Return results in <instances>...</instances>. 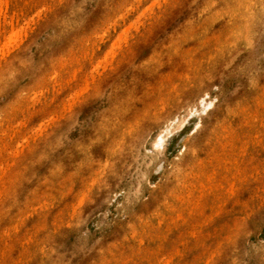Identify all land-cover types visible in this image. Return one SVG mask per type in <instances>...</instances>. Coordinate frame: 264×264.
<instances>
[{"label":"rangeland","instance_id":"374dc122","mask_svg":"<svg viewBox=\"0 0 264 264\" xmlns=\"http://www.w3.org/2000/svg\"><path fill=\"white\" fill-rule=\"evenodd\" d=\"M0 8V264H264V0Z\"/></svg>","mask_w":264,"mask_h":264},{"label":"bare ground","instance_id":"6f19581e","mask_svg":"<svg viewBox=\"0 0 264 264\" xmlns=\"http://www.w3.org/2000/svg\"><path fill=\"white\" fill-rule=\"evenodd\" d=\"M3 1H5V0H3ZM3 1H2V2H3ZM14 1H15V0H14ZM30 1H31V0H30ZM2 2H0V4H2ZM6 8H7V7H6ZM0 10H1V8H0ZM146 10H147V9H146ZM1 11H2V10H1ZM1 11H0V12H1ZM146 13H147V12H146ZM140 15H141V14H140ZM138 16H139V14H138ZM138 16H136L137 20L140 19ZM119 17H120V16H119ZM145 18H146V15H145ZM133 21H135V19H134ZM137 22H138V21H137ZM140 22H142V21L139 20L138 24H139ZM130 23L132 24V22H130ZM135 23H136V21H135ZM131 24H130V26H131ZM138 24H137V27H138ZM133 25H135V24H132V26H133ZM130 26H128V28L126 27V29H124V30H126V32H127V31L130 29ZM132 26H131V27H132ZM135 28H136V25H135ZM21 29H23V28H21ZM127 29H128V30H127ZM133 29H134V28H133ZM124 30H123V32H125ZM21 31H22V30H21ZM137 31H138V29H137ZM16 32H18V31H16ZM16 32H15V33H16ZM19 32H20V31H19ZM121 32H122V31H121ZM121 32L119 33V36L117 35L118 37H120V35H121V37L124 35L123 32H122L123 35L121 34ZM129 32H130V30H129ZM12 34H13V33H12ZM127 34H128V32H127ZM16 35H17V33H16ZM16 35H15V36H16ZM129 35H130V34H129ZM125 36H126V33H125V35H124L123 37H125ZM127 36H128V35H127ZM127 36H126V38H127ZM133 36H134V35H133ZM8 39H9L10 42L12 41V38H11V39L8 38ZM118 39H122V38H117L116 40H118ZM114 40H115V39H114ZM114 40H113V41H114ZM125 40L127 41V39H125ZM125 40H123V41H125ZM13 41H14V40H13ZM121 41H122V40H119L118 42L120 43ZM126 41H125V42H126ZM116 42H117V41H116ZM118 42H117V43H118ZM8 45H9V43H8ZM8 45H7V43H6V47H8ZM11 46H12V45H11ZM2 48H3V47H2ZM2 48H1V49H2ZM110 48H111V47H110ZM112 48H113V47H112ZM7 50H9V49L7 48ZM116 51H117V50H116ZM118 51H119V50H118ZM2 53H3V52H2ZM116 53H117V52H113V54H115V55H116ZM4 54H5V53H3V55H4ZM108 54H109V53H108ZM113 54H112V55H113ZM118 54H119V52H118ZM106 55H107V54H106ZM106 55H105V56H106ZM120 55H121V54H120ZM113 56H114V55H113ZM74 73H75V72H74ZM73 75H74V74H73ZM75 75H76V73H75ZM73 77H74V76H73ZM75 77H76V76H75ZM205 96H206V95H205ZM204 98H205V97H204ZM204 98H201L200 100L204 101ZM202 101H199V103H201V105L203 106ZM260 101H262V100H260ZM209 102H210V101H209ZM209 102L206 103V104L208 105ZM204 103H205V102H204ZM196 104H197V103H196ZM210 104H211V103H210ZM199 105H200V104H199ZM201 105H200V106H201ZM207 105H206V106H207ZM197 106H198V104H197ZM206 106H204V107H206ZM198 107H199V106H198ZM204 107H203V108H204ZM191 110H192V109H191ZM204 110H205V108H204ZM204 110H203V111H204ZM189 117H190V116H189ZM255 120H256V119L254 118V121H255ZM259 122H260V120H259ZM261 122H262V121H261ZM261 122H260L259 126L261 125ZM196 124H198V123H196ZM263 124H264V123H263ZM168 126H169V125H168ZM166 127H167V126H166ZM166 129H168V128H166ZM166 129H165V130H166ZM165 130H163V131H165ZM168 130H169V129H168ZM16 131H17V130H16ZM12 132H14V130L11 131V134H12ZM166 132H167V130H166ZM16 134H17V133H16ZM160 135H161V133H160ZM160 135H159V136H160ZM162 135H163V134H162ZM229 135H230V134H229ZM229 135H228V136H229ZM13 136H14V135H13ZM13 136H12V137H13ZM157 136H158V135H157ZM162 137H163V136H162ZM162 137H161V138H162ZM231 137H232V136H231ZM254 137H255V135H254ZM238 138H239V137H238ZM156 139H157V137H156ZM159 139H160V137H159ZM233 139H234V138H233ZM258 139L261 140V137L258 138ZM258 139H254V140H258ZM157 140H158V139H157ZM163 140H164V139H163ZM244 140H245V139H243V141H244ZM153 142H155V140H154ZM157 142H158V144H159V142H161V141H157ZM157 142H156V144H157ZM18 144H19V143H18ZM162 146H163V145H162ZM158 147H159V146H158ZM241 159H242V158H241ZM235 161H236V160H235ZM235 161H234V162H235ZM1 162H2V160H1ZM228 162H229V161H228ZM228 162H226V163L224 162V164H228ZM230 162H231V161H230ZM234 162H232V163H234ZM241 162H242V161H241ZM246 163H247V162H246ZM219 164H220V163H219ZM235 164H236V163H235ZM238 164H239V163H238ZM238 164H236V165H238ZM217 165H218V164H216V166H217ZM1 166H2V164H1ZM220 166H221V164H220ZM220 166H219V168H221ZM230 166H231V164H230ZM2 167H3V166H2ZM226 167H227V166H226ZM259 167H260V166H259ZM227 168H228V167H227ZM239 168H240V167H239ZM2 169H3V168H2ZM2 169L0 168V170H1V171H0L1 174H2ZM205 169H206V168H205ZM211 169H212V171L215 170V169H213V168H211ZM222 169H223V168H222ZM224 169H225V167H224ZM3 170H4V169H3ZM203 170H204V169H203ZM216 170H217V169H216ZM227 170H229V172H230V171H231V167H229ZM206 172H208V170H207ZM217 172H218V171H217ZM242 172H244V171H242ZM256 172H258V171H256ZM3 173H4V172H3ZM238 173H240V172H238ZM258 173H259V172H258ZM208 174H209V173H208ZM210 174H215V173L213 172V173H210ZM224 174H225V171H224ZM226 174H227V173H226ZM248 174L251 175L250 173H248ZM203 176H204V173H203ZM206 176H207V175H206ZM213 176H214V175H213ZM222 176H223V175H222ZM224 176H225V175H224ZM263 176H264V175H263ZM243 177H244V175H243ZM227 178L229 179V177H227ZM245 178H246V177H245ZM245 178H244V179H245ZM201 179H202V177H201ZM210 179H211V178H210ZM240 179H241V178H240ZM240 179H239V180H240ZM242 179H243V178H242ZM253 179H257V178H253ZM202 180H203V179H202ZM199 181H200V180H199ZM204 181L209 182V180H204ZM213 181H215V180H213ZM234 181H235V179H234ZM240 181H241V180H240ZM217 182H218V181H216L215 184H216ZM222 182H223V180H222ZM252 182H253V181H252ZM252 182H251V183H252ZM262 182H263V181H262ZM209 183H210V182H209ZM231 183H233V181H232ZM253 183H254V182H253ZM190 184H191V183H190ZM202 184H204V183L202 182ZM202 184L199 183L200 186H201ZM207 184H208V183H207ZM211 184H212V183H211ZM218 184H219V182H218ZM218 184H217V185H218ZM223 184H224V182H223ZM223 184H220V185H223ZM234 184H235V183H234ZM254 184H255V183H254ZM194 185H195V183H194ZM200 186H199V187H200ZM203 186H204V185H203ZM203 186H202V187H203ZM205 186H206V185H205ZM209 186L212 188L211 185H209ZM225 186H226V185H225ZM249 186H250V185H249ZM206 187H207V186H206ZM223 187H224V186H223ZM192 188H193V187H192ZM192 188H190V189H192ZM215 188H216V187H215ZM215 188H213V189H215ZM218 188H219V187H218ZM221 188H222V187H221ZM226 188H228V187H226ZM236 188H237V187H236ZM200 189H202V188L200 187ZM205 189H207V188H205ZM205 189H204V190H205ZM208 189H209V188H208ZM222 189H223V188H222ZM231 189H232V188H231ZM241 189H242V188H241ZM246 189H247V188H246ZM246 189H245V191H246ZM202 190H203V189H202ZM217 190H218V189H217ZM188 191H189V190H188ZM190 191H191V190H190ZM190 191H189V192H190ZM200 191H201V190H200ZM207 191H208V190H207ZM225 191H226V190H225ZM225 191H224V192H225ZM228 191H229V190H228ZM230 191H231V190H230ZM230 191H229L228 193H231ZM232 191H234V190H232ZM191 192H192V191H191ZM191 192H190V194H189L190 196H191ZM213 192H214V191H212V193H213ZM238 192H241V191H238ZM208 193H209V192H208ZM216 193H217V191H216ZM226 193H227V192H226ZM228 193H227V194H228ZM187 194H188V192H187ZM187 194H186V195H187ZM209 194H210V193H209ZM214 194H215V193H214ZM231 194H232V193H231ZM234 194H235V193H234ZM244 194H245V192H244ZM189 195H187V196H189ZM200 195H201V194H200ZM204 195H205V194H204ZM228 195H229V194H228ZM198 196H199V194H198ZM201 196H202V195H201ZM230 198H231V197H230ZM182 199H183V198H182ZM182 199H181V202H184V203L187 202V204L189 203V202H188V200H190L189 198H188V200H187L186 202H185L186 199H183L184 201H183ZM196 199H197V198H196ZM199 199H200V197H199ZM199 199H198V200H199ZM212 200H213V199H212ZM218 200H219V199H218ZM218 200H217V198L215 199V201H218ZM231 200H232V199H231ZM193 201H194V200H193ZM193 201H192L191 203H193ZM196 201H197V200H196ZM199 201H200V200H199ZM215 201H214V203H215ZM226 201H227V200H226ZM228 202H229V201H228ZM230 202H231V201H230ZM232 202H233V200H232ZM179 203H180V201H179ZM198 203H199V202H198ZM200 203H202V202L200 201ZM189 204H190V203H189ZM189 204H188V205H189ZM203 204H204V203H203ZM203 204H202V205H203ZM243 204H244V203H243ZM194 205H196V203L193 204V206H194ZM181 206H182V205H181ZM181 206H180V207H181ZM198 206H199V205H198ZM182 207H183V206H182ZM182 207H181V208H182ZM185 208H186V207H185ZM190 208H191V207H190ZM190 208H189V209H190ZM194 208H197V207H194ZM198 208H199V207H198ZM192 210H193V209H192ZM180 212H181V211H180ZM189 212L192 213L191 210H190ZM190 213H189V214H190ZM180 214H181V213H180ZM192 214H193V213H192ZM199 215H200V213H199ZM181 216H182V215H181ZM188 217H189V215H188ZM185 218H186V220H187V217H185ZM181 219H182V218H180V220H181ZM182 220H183V219H182ZM176 221H177V220H176ZM191 221H192V220H191ZM178 222H179V221H178ZM182 222H184V221H182ZM189 222H190V221H189ZM189 222H188V223H189ZM188 223H187V224H188ZM178 224H179V223H178ZM182 224H183V223H182ZM189 224H191V223H189ZM191 225H194V224H191ZM191 225H189V226L191 227ZM183 228H184V226H183ZM190 229H191V228H190ZM194 229H195V228H194ZM186 230H187V229H186ZM188 230H189V229H188ZM188 230H187V231H188ZM143 231L145 232V230H143ZM159 231H160V230H159ZM149 233H150V232H149ZM157 233H158V230H157ZM182 233H183V232H182ZM184 233H186V231H184ZM158 234H160V233H158ZM148 235H149V234H148ZM162 235H163V233H162ZM187 235H188V234H187ZM193 235H194V234H193ZM164 236H165V235H164ZM188 236H189V235H188ZM139 237H140V236H139ZM194 237H195V236H194ZM141 238H142V237H141ZM162 238H163V236H162ZM162 238H161V239H162ZM165 238H167V237H165ZM137 239H138V238H137ZM143 239H144V238H143ZM152 239H153V237H152ZM161 239H160V240H161ZM153 240H154V239H153ZM153 240H152V241H153ZM158 240H159V239H158ZM144 241H145V239H144ZM150 241H151V240H150ZM161 241H162V240H161ZM163 241H164V240H163ZM165 241H166V240H165ZM165 241H164V242H165ZM146 242H147V241H146ZM146 242H145V243H146ZM148 242H149V241H148ZM153 242H155V241H153ZM145 243H144V244H145ZM185 243H186V242H185ZM185 243H184V244H185ZM144 244H143V245H144ZM156 244H158V243H156ZM151 245H152V244H151ZM159 245H160V242H159ZM161 245H163V247L165 246L164 243L161 244ZM135 246H136V245H135ZM145 246H147V245H145ZM152 246H153V245H152ZM152 246H151V247H152ZM139 247H140V246H139ZM142 247H143V246H142ZM163 247H161V251H163V249H164ZM148 248H149V247H148ZM157 248H158V245H157ZM162 248H163V249H162ZM183 248H184V247H183ZM136 249H141V247H140V248L136 247ZM153 249H154V248H153ZM158 249H159V248H158ZM158 249H157V250H158ZM157 250H156V251H157ZM183 250H184V249H183ZM183 250H182V251H183ZM139 251H140V250H139ZM146 251H147V249H146ZM159 251H160V249L158 250V252H159ZM134 254H135V253H134ZM134 254H133V255H134ZM138 254H140V252H139ZM145 254H146V253H145ZM174 254H175V256H176V253H174ZM142 255H143V254H142ZM146 255H147V254H146ZM156 255H157V254H156ZM172 255H173V254H172ZM138 256H139V255H138ZM157 256H158V255H157ZM161 256H162V255H161ZM140 257H141V256H140ZM154 258H155V257H154ZM160 258H162V257H160ZM163 258H164V257H163ZM163 258H162V259H163ZM144 259H145V257H144ZM166 259H167V258H166ZM147 260H148V259H147ZM160 260H161V259H160ZM174 260H175V259H174ZM176 260H177V259H176ZM144 262H145V263H148V262H146V260H145ZM172 262H173V261H172ZM174 262H175V261H174Z\"/></svg>","mask_w":264,"mask_h":264}]
</instances>
